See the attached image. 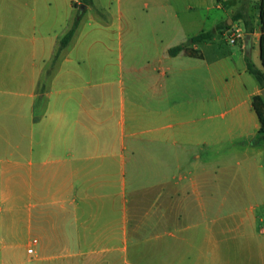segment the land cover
Instances as JSON below:
<instances>
[{
  "label": "crops",
  "instance_id": "1",
  "mask_svg": "<svg viewBox=\"0 0 264 264\" xmlns=\"http://www.w3.org/2000/svg\"><path fill=\"white\" fill-rule=\"evenodd\" d=\"M93 1L0 0V264H264L260 13L254 57L242 0Z\"/></svg>",
  "mask_w": 264,
  "mask_h": 264
},
{
  "label": "trees",
  "instance_id": "2",
  "mask_svg": "<svg viewBox=\"0 0 264 264\" xmlns=\"http://www.w3.org/2000/svg\"><path fill=\"white\" fill-rule=\"evenodd\" d=\"M249 0H242V6L241 8L235 13V15L232 17V22H237V21H243L244 26H245V31L246 34H253L255 32V27L253 24V18L252 16L249 15L248 9H247V4ZM83 4L86 6H91L94 8L97 14H99L104 20H106V16L104 13H102L100 10H98L95 5L93 0H83ZM85 14V11H82L80 8L78 10V13L74 19L73 25L71 29L65 34V36L61 39L59 48L57 50V53L55 54V57L51 63V67L47 71V77L51 74L53 69L55 68L60 54L63 50H65L72 42L80 24L83 19V16ZM108 22V20H106ZM264 22V9H263V0H260V23L261 25ZM232 26V25H231ZM226 27H230L229 25L226 24ZM217 30H221V27H219ZM216 30L214 31H209V32H204L201 33L189 40V45L190 44H196L203 42L208 39H212L215 36ZM183 50L186 51V53L189 56L192 57H199V51L192 49L190 47H185V46H178L170 50V55L171 56H176L179 53H181ZM247 64H248V69L249 71L256 77V79L259 81L261 86L264 88V70L259 69L255 66L253 61L250 58V55L247 54ZM261 59L263 61V66H264V49H263V37L261 38ZM253 107L259 116L260 122H261V129H260V138L264 141V98L262 95H257L253 99Z\"/></svg>",
  "mask_w": 264,
  "mask_h": 264
},
{
  "label": "rangeland",
  "instance_id": "3",
  "mask_svg": "<svg viewBox=\"0 0 264 264\" xmlns=\"http://www.w3.org/2000/svg\"><path fill=\"white\" fill-rule=\"evenodd\" d=\"M106 2H108V0H106ZM247 9H248L249 15L252 16V18L254 19L255 16H257L260 13V0H249V2L247 4ZM98 10H100L102 13H104V15L106 16V20L109 21L108 13L104 12L101 9H98ZM97 17L100 20L106 22V20H104V18H102L99 14H97ZM260 27H261V23L259 21L258 30H260ZM234 28L242 29L243 25L237 23L234 26ZM244 29H245V26H244ZM217 39H218V43H221L222 46L225 49L233 48V47H235V45L238 44V43L237 44L230 43V41H229L230 38H229V33L228 32H226V35H222V33L219 32L217 34ZM252 46H253V44H252ZM254 47H255V51L253 52V50H252L251 54L253 56V53H254V57H256V54L258 53V46L255 45ZM261 67H262V65H261ZM46 86H47V80L45 79L41 89L44 90L46 88ZM259 213L263 214L264 213V209L260 210ZM27 242H28V237H26L25 239H22V241H21V246L22 247L18 248V250L16 251L15 256L7 257L6 264H28L29 255L27 253V248H26Z\"/></svg>",
  "mask_w": 264,
  "mask_h": 264
},
{
  "label": "built area",
  "instance_id": "4",
  "mask_svg": "<svg viewBox=\"0 0 264 264\" xmlns=\"http://www.w3.org/2000/svg\"><path fill=\"white\" fill-rule=\"evenodd\" d=\"M230 43L237 44L240 40L244 41L245 35L244 32L240 28H232L228 31ZM29 252H32V250H29Z\"/></svg>",
  "mask_w": 264,
  "mask_h": 264
},
{
  "label": "water",
  "instance_id": "5",
  "mask_svg": "<svg viewBox=\"0 0 264 264\" xmlns=\"http://www.w3.org/2000/svg\"><path fill=\"white\" fill-rule=\"evenodd\" d=\"M85 9V6H82V10ZM245 45H246V51L247 52H251V48H252V34H247L245 36ZM262 97L264 98V89L261 92Z\"/></svg>",
  "mask_w": 264,
  "mask_h": 264
}]
</instances>
